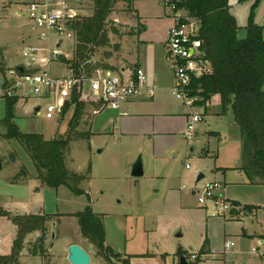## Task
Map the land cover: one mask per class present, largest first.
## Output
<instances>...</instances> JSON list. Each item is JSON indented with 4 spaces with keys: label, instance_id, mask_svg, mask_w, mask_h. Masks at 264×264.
<instances>
[{
    "label": "rangeland",
    "instance_id": "obj_1",
    "mask_svg": "<svg viewBox=\"0 0 264 264\" xmlns=\"http://www.w3.org/2000/svg\"><path fill=\"white\" fill-rule=\"evenodd\" d=\"M111 1V12L108 14L104 26L105 33L108 32L109 44L103 48H97L91 61L99 66L108 65L118 70L124 66L123 56L122 54L121 56L116 55L113 51V47L119 40L118 37L110 33V30L114 28L121 35L127 34L132 29L134 15L119 0ZM12 3L10 0H0V48L20 58L21 51L26 47V45L22 46L21 37L30 31L31 25L25 17L24 7H12ZM71 3L68 7L77 11L78 18L87 19L93 15L89 0H72ZM257 9L254 15H256ZM17 10L22 11V17L16 18L14 12ZM71 13L74 15L72 11ZM238 38L240 39V37ZM74 45V38L64 40L62 43L61 51L64 53L65 59L63 65L56 64L52 67L51 70L55 75L71 73L65 63L72 59ZM105 53H110V56L104 57ZM35 103L37 101L29 102L24 109L21 108L22 103L15 106L14 123L20 131L26 134H41L46 140L64 137L72 111H68L60 119L47 120L42 115L34 116L33 112L29 110L30 106ZM197 111L201 117H204L203 109H197ZM2 112L3 100H0V117ZM79 129L85 131L82 126ZM203 131L204 122L201 121L197 124L191 141L179 136L176 149L165 153L166 166L171 168L175 177L181 175L180 190L177 191V197L179 194L182 195L180 202L173 196L165 195L162 185L164 183L161 180H150L145 176L133 178L131 167L127 171L125 170L127 168L124 164L125 158L122 155L111 153L112 148L103 145L101 140L93 139L91 142L79 140L69 145L65 156L66 168L70 172L84 174L90 164V179L87 182H82L79 187L89 195L93 212L99 215L103 222L106 245L122 257L128 258L130 264H178V251L186 252L184 256L187 264L264 262V247L259 244L258 240H253L254 238L242 240L235 236L227 237V241L232 242L233 246L225 250L226 255L219 254L214 257L199 255L207 232V219L211 216L214 217L211 206H208L207 209L199 207L196 198L190 195L194 186H201L205 182L213 181L207 171L210 164L209 158L204 157V160L200 157L202 150L207 148V144L201 143L202 134L200 133ZM3 133L4 129L0 127L1 208L12 213H21L26 209L32 213L64 215L59 218V224L48 223L47 260L28 255V243L35 241L39 235L32 233L24 239V249L18 257V264H23L25 261H29V264H45L46 262L48 264H68L64 253V244L67 239L79 242L89 252L94 262L101 260V264H116L114 259L106 262L99 256L96 247L81 236L77 219L69 216L85 209L88 205L86 198L73 195L65 187H60L57 190L41 187L35 179V170L27 154L16 142L4 140ZM102 148L104 151L98 154ZM130 150L128 161L133 160L132 162L135 163L140 158L143 167V160L144 158L148 159V156L137 153L134 147ZM169 154L173 156L169 158ZM9 156L12 157L13 162L10 161ZM110 161L114 164L112 170L108 167ZM186 166L189 167V171L185 168ZM22 170H24L23 173ZM200 172L205 177L195 184ZM13 177L17 178V181H21L24 177L27 179L25 183L14 185L10 182ZM257 181L261 182L259 179ZM38 186L41 189H36H40V192L36 194L33 190ZM24 205L26 207H23ZM256 216L261 219L263 214L258 211ZM241 220L244 221L248 233L252 234L257 227L255 218L250 219L244 215ZM13 228L10 220L0 217L1 257L7 258L11 254L16 234V231L13 233ZM221 229L222 226L216 228L219 231L215 244L220 251L223 249ZM52 233L54 239H51ZM177 234H180L181 237H177ZM3 264L12 263L4 261Z\"/></svg>",
    "mask_w": 264,
    "mask_h": 264
},
{
    "label": "trees",
    "instance_id": "obj_2",
    "mask_svg": "<svg viewBox=\"0 0 264 264\" xmlns=\"http://www.w3.org/2000/svg\"><path fill=\"white\" fill-rule=\"evenodd\" d=\"M120 1L126 4L130 12H133L131 0ZM248 1H252V5L244 39L237 37L238 26L230 13L229 0H184L180 7H183L189 17L198 24L197 38L201 43L203 59L209 66L208 73L193 79L192 94L201 99L199 106H203L211 97L217 95L221 112H231L240 135V170L250 183L254 184L257 179L264 183V27L254 22V13L261 0H238V3ZM89 2L93 15L87 19L74 17L71 21L75 45L72 59L65 64L77 77L92 72L91 59L97 48H103L109 44L108 32L105 33L104 26L111 12L112 1L89 0ZM136 20H139L138 17ZM110 33L118 35V31L114 28L110 30ZM118 49L119 46L115 45L113 51L116 52ZM109 56L110 53L104 54L106 58ZM3 67L0 61V70ZM96 67L112 70L108 65L96 64ZM4 102L5 115L0 121V127L4 129L2 138L14 141L22 147L34 167L35 179L41 187L52 190L65 187L75 196H84L88 201L85 209L69 215L77 219L81 236L96 247L104 261L110 262L114 259L116 264H130L128 258L122 257L106 245L103 222L99 215L93 212L89 195L79 187L82 182L90 179V164L84 174H76L66 168L65 156L69 145L74 141L89 140L91 137L89 130L79 129L80 126L86 125L83 122L88 104L74 95L72 116L68 122L66 135L45 140L41 134L21 132L14 123L17 102L13 99H6ZM70 109L71 107L67 104L62 116L64 117ZM16 181L17 178L14 177L10 180L11 183ZM254 209L255 207H245L243 210L251 212ZM63 216L60 214L13 215L0 207V217L10 220L16 228L11 254L7 258L0 256V264L4 261L18 264V257L24 249V239L32 233L39 235L35 241L28 243V255L47 260L48 223L59 224V218ZM260 238L264 243V236ZM199 255H210L207 238H204Z\"/></svg>",
    "mask_w": 264,
    "mask_h": 264
},
{
    "label": "crops",
    "instance_id": "obj_3",
    "mask_svg": "<svg viewBox=\"0 0 264 264\" xmlns=\"http://www.w3.org/2000/svg\"><path fill=\"white\" fill-rule=\"evenodd\" d=\"M31 1L43 3L55 0H17L10 1V3L13 2L12 7H24L25 9L26 4ZM131 1L132 14L134 15L132 29L127 34L121 35L118 32V35H114L119 40L117 43L119 49L115 54L120 56L122 54L124 66L118 70L112 68L110 71L128 73L135 68H141L147 77V86L153 89V97L151 99L145 97L133 99L122 105L119 110L107 109L97 115L91 114V106L88 105L85 110L86 119L83 122L86 125L82 127L85 128V131L89 130L91 133L88 141L99 139L103 145L112 148L111 153L122 155L126 160L124 162L127 167L125 168L126 171L130 167L132 169L134 164L133 160L128 161L132 147L136 148L137 153L148 156V159L144 158L143 160V176L150 180H161L164 183L162 185L165 195L173 196V198L179 199L180 202L182 195L179 194L177 197V191L180 190L181 175L175 177L171 168L166 166L165 156L166 152H172L178 146V138L183 136L188 115V109L175 100L171 94L173 86L172 68L166 59V39L171 22L168 19V12L164 7L163 0ZM71 2L72 0L68 2V6L72 4ZM120 2L125 4L122 1ZM251 5L252 1L240 4L238 0H229V10L236 20L238 26L237 37H240V39H244L246 35L245 27ZM68 9L74 13V17H77V11H73L71 7H68ZM18 12H20V16H17ZM14 15L16 18H20L22 17V11L17 10ZM136 17H138V21ZM254 22L258 26L264 27V0L260 2L254 16ZM35 34L31 28L29 32L23 34L21 37L22 46L52 47V44L48 45L46 42L37 41ZM61 46L62 44L59 46L60 49ZM62 55H64L63 52ZM18 58V56L0 48V61L4 66L3 68L18 65L21 62V57ZM92 63V66L96 67V63ZM57 64L63 65V62ZM56 75L59 76V74ZM19 104L21 103L16 104V106ZM26 105L28 104H22L21 108L24 109L27 107ZM29 110L31 111V107ZM203 111L204 131L200 134H202L201 143L203 145L204 143L207 144V148L202 150L200 157L201 159H204V157L209 158L210 164L207 171L210 179L220 182L224 186L226 200L235 208V214L230 218L211 216L207 219V232L204 237L208 239L210 245V255H207V257H214V255L219 254L226 255L225 244L230 242L227 241V237L235 236L242 240L254 238L253 240H258L259 244L264 247V243L260 238L264 236V210L262 209L264 207V183L256 181L251 184L246 175L240 170L241 142L239 131L232 119L231 112H221L219 97L217 95L211 97ZM4 115L5 102L3 101V112L0 121L4 118ZM33 115L36 116L34 113ZM55 119L58 118L51 120ZM221 140H223V143H221ZM103 151V148L100 149L98 154ZM172 156L171 154L168 155L169 158ZM113 166L114 164L110 161L108 163L109 169L112 170ZM199 174L204 176L202 172ZM26 179L24 177L21 181L18 180L12 184L25 183ZM38 188L40 186L36 187L33 192L39 193L41 188L36 190ZM190 195L193 198L195 197L193 191ZM245 207H255V209L249 212L243 210ZM258 211L263 214L261 219L256 216ZM41 213H32L25 209L24 212L12 214ZM244 215L250 219L255 218L257 227L252 234L248 233L244 221L241 220ZM220 226H222L221 231L223 234V249L221 251L215 246L217 232L219 231L216 228ZM15 231L14 227L13 233ZM176 236L181 237L180 234ZM72 244L79 245L89 255V252L79 242L67 239L64 244L66 257L67 248ZM49 249L51 251V248ZM177 257L179 261L178 254ZM101 262V260L94 262L91 258V264H101ZM23 264H29V261H25ZM252 264H264V262H254Z\"/></svg>",
    "mask_w": 264,
    "mask_h": 264
},
{
    "label": "built area",
    "instance_id": "obj_4",
    "mask_svg": "<svg viewBox=\"0 0 264 264\" xmlns=\"http://www.w3.org/2000/svg\"><path fill=\"white\" fill-rule=\"evenodd\" d=\"M69 1H31L26 4V19L31 30L36 33L37 41L52 44V47L27 46L21 51L18 65L0 70V100L13 99L17 104L37 101L30 106L31 111L36 116L42 115L51 120L62 118L67 104L72 111L74 95L91 106L92 115L107 109L119 110L133 99H151L153 89L147 86V77L141 68L128 73H116L93 67L90 74L80 77L74 76L72 72L59 76L52 72V66L61 63L57 57L62 52L56 46L74 38L73 32L65 28V23L74 18L68 9ZM183 1L163 0L171 22L166 39V59L172 68L171 94L188 109L183 137L191 141L197 124L202 121L197 109H204L208 103L198 105L201 99L192 94L191 83L194 78L208 73L209 66L203 59L201 43L197 38L198 24L180 7ZM17 16H20V12ZM36 108L39 110L35 111ZM192 191L200 207H212L214 217L230 218L235 212V208L226 200L224 186L220 182L208 181L195 186ZM232 246L231 242L225 244L226 249Z\"/></svg>",
    "mask_w": 264,
    "mask_h": 264
},
{
    "label": "water",
    "instance_id": "obj_5",
    "mask_svg": "<svg viewBox=\"0 0 264 264\" xmlns=\"http://www.w3.org/2000/svg\"><path fill=\"white\" fill-rule=\"evenodd\" d=\"M17 1V0H12ZM65 28L67 31H72V22H66ZM60 43L56 46V48H59ZM59 61H64L65 57L64 55L60 54L58 55ZM21 70V69H20ZM39 108H36L35 111H38ZM10 161L13 162L12 157L9 156ZM2 168L1 160H0V170ZM131 176L133 178H141L143 176V167L142 162L140 158H138L135 163L132 166L131 169ZM204 176L202 174H199L196 182L198 183L200 180H202ZM264 210V207H263ZM51 238L54 239V234L52 233ZM179 255V264H187L185 258H184V252L178 251L177 253ZM66 260L68 264H91V258L88 255L86 251H84L79 245L72 244L67 248V257Z\"/></svg>",
    "mask_w": 264,
    "mask_h": 264
}]
</instances>
